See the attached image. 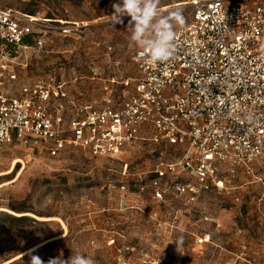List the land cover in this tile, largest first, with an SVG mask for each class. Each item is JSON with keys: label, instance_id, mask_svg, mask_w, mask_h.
Masks as SVG:
<instances>
[{"label": "rangeland", "instance_id": "374dc122", "mask_svg": "<svg viewBox=\"0 0 264 264\" xmlns=\"http://www.w3.org/2000/svg\"><path fill=\"white\" fill-rule=\"evenodd\" d=\"M117 2L0 0L1 7L31 13L56 27L39 51L13 47L0 38V91L17 95L21 86L54 74L77 102L101 105L125 97L130 88L123 81L137 76L132 59L137 46L129 39L130 17L115 28L111 25L112 4ZM189 3L160 0L158 11L167 16L179 9L187 19ZM159 157L174 156L146 141L114 157H91L78 145L55 157L23 142L3 147L0 264H29L24 254L37 246L34 254L45 262L61 254L66 260L80 254L95 264H114L122 245L133 248L127 256L136 264L142 259L162 264H264V152L248 170L222 173L228 190L202 192L196 212H186L170 196L160 205L153 203L147 178ZM10 216L28 218L11 221ZM201 234L207 241L198 245L196 236ZM180 236L178 249L173 241Z\"/></svg>", "mask_w": 264, "mask_h": 264}, {"label": "built area", "instance_id": "2783aa9c", "mask_svg": "<svg viewBox=\"0 0 264 264\" xmlns=\"http://www.w3.org/2000/svg\"><path fill=\"white\" fill-rule=\"evenodd\" d=\"M189 4V17L174 29L173 58L149 65L141 48L133 50L137 76L123 81L130 92L121 100L77 102L54 74L21 86L17 95L0 91V153L23 142L50 157L76 145L91 157H114L146 141L174 156L159 157L149 171L153 203L170 196L196 212L202 192L227 191L221 174L248 170L264 152V2ZM54 29L39 16L0 6L5 44L39 51ZM206 241L196 236L198 245ZM132 251L117 248L114 264H136L127 256Z\"/></svg>", "mask_w": 264, "mask_h": 264}, {"label": "clouds", "instance_id": "9594fccd", "mask_svg": "<svg viewBox=\"0 0 264 264\" xmlns=\"http://www.w3.org/2000/svg\"><path fill=\"white\" fill-rule=\"evenodd\" d=\"M159 3L160 0H118L117 3L112 4L113 12L110 15L113 28L116 24H123L124 17H130L129 39L142 49L139 57L149 65L166 62L174 57L176 37L174 27L185 23V18L179 9L162 16L158 11ZM182 240L183 236H180L173 241L178 249ZM38 247L29 249L24 254L29 256V264H95L93 258L80 254L71 255L67 260L61 254L45 262L39 255L34 254Z\"/></svg>", "mask_w": 264, "mask_h": 264}, {"label": "trees", "instance_id": "16d2710c", "mask_svg": "<svg viewBox=\"0 0 264 264\" xmlns=\"http://www.w3.org/2000/svg\"><path fill=\"white\" fill-rule=\"evenodd\" d=\"M29 15H32V14L29 13ZM23 42L25 44H29V43H31V40L29 37H26ZM25 218H28V216H10L11 221H17V220H21V219H25Z\"/></svg>", "mask_w": 264, "mask_h": 264}, {"label": "bare ground", "instance_id": "6f19581e", "mask_svg": "<svg viewBox=\"0 0 264 264\" xmlns=\"http://www.w3.org/2000/svg\"><path fill=\"white\" fill-rule=\"evenodd\" d=\"M20 161V160H19ZM10 170H8V171H5V173H8ZM2 173V172H1ZM0 173V174H1ZM8 210V209H7ZM10 212H12V213H14V214H21V213H16L15 211H12V210H9ZM23 213H27V212H23ZM30 215H33L34 217H36V218H38V219H46V218H48V217H42V216H38V215H36V214H34V213H31V212H28Z\"/></svg>", "mask_w": 264, "mask_h": 264}]
</instances>
